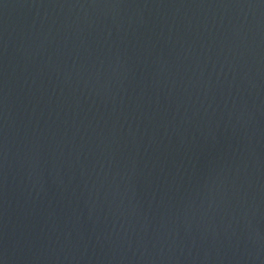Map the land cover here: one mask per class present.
<instances>
[{"label": "water", "instance_id": "95a60500", "mask_svg": "<svg viewBox=\"0 0 264 264\" xmlns=\"http://www.w3.org/2000/svg\"><path fill=\"white\" fill-rule=\"evenodd\" d=\"M0 264H264V0H0Z\"/></svg>", "mask_w": 264, "mask_h": 264}]
</instances>
